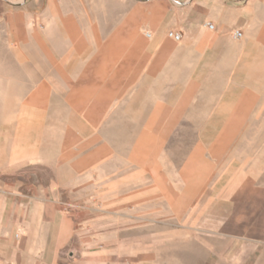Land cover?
Instances as JSON below:
<instances>
[{"label":"crops","instance_id":"obj_1","mask_svg":"<svg viewBox=\"0 0 264 264\" xmlns=\"http://www.w3.org/2000/svg\"><path fill=\"white\" fill-rule=\"evenodd\" d=\"M179 30L181 43L167 37ZM174 82L197 87L183 100L194 115L247 117L264 132V0H136L129 11L127 0H0V264L56 262L73 235L96 242L78 229L100 226L109 264L127 243L147 251V236L123 226L149 211L158 225L144 201L158 200L159 173L132 162L115 133L179 106L145 97ZM230 201L218 227L192 223L187 208L165 236L150 232L149 264H264V185Z\"/></svg>","mask_w":264,"mask_h":264},{"label":"rangeland","instance_id":"obj_2","mask_svg":"<svg viewBox=\"0 0 264 264\" xmlns=\"http://www.w3.org/2000/svg\"><path fill=\"white\" fill-rule=\"evenodd\" d=\"M134 1L136 0H127L128 11ZM179 31L182 36L183 31ZM174 79L182 80L181 77ZM185 86L188 88V85L177 82L162 83L158 92H145V97L148 98L151 94L159 98L173 96L179 106L173 109H158L164 114L152 117L155 122L149 126L143 125V130L133 131L129 130L131 126H127L126 132L115 133L116 143L125 148L132 162L142 163L144 168L152 167L158 171L159 187L162 189L158 200L144 201L149 205L157 204V226L154 222L155 213L150 211L131 212L137 216L141 215V221H127L123 226L127 236L138 234L140 230L147 236L144 238L147 240V251L139 254L135 252L134 244L127 243L123 246V256L119 259L117 255L113 264H137L139 261L149 264L150 232L154 233L158 228L159 234L165 236L169 230L176 228L175 216L183 215V210L187 208L185 217L190 215L192 223L195 222L204 229L218 227L231 213L232 197L239 195L243 188H261L264 185V132L250 130L252 126L244 124L247 117H223L220 121L212 123L208 116L194 115L203 111L184 107L183 100L193 102L199 92L194 85L184 92ZM183 194L181 212L174 213L172 208L168 211L169 199L172 203L174 196L177 195L176 199H179ZM78 230L87 241L90 237H95L96 242L90 246H82L73 235L68 243L62 245L56 262L49 256L46 264L110 263L104 258L103 249L107 244L103 243L102 227ZM262 235L264 236V232ZM158 249V260L161 262V259H166L167 242L159 240ZM23 264H39L37 253L31 254L29 262L23 261Z\"/></svg>","mask_w":264,"mask_h":264},{"label":"built area","instance_id":"obj_3","mask_svg":"<svg viewBox=\"0 0 264 264\" xmlns=\"http://www.w3.org/2000/svg\"><path fill=\"white\" fill-rule=\"evenodd\" d=\"M207 27H208L209 29H212V28H213V25L208 24ZM147 35H148V34H147ZM233 36H234V38H240V37H241V32H239V31H234ZM167 37L170 38V39H173V40L176 41V42H179V41L181 40V38H182V36H181L180 33H178V32H174V31H169V32L167 33ZM15 237L17 238V236H15Z\"/></svg>","mask_w":264,"mask_h":264}]
</instances>
